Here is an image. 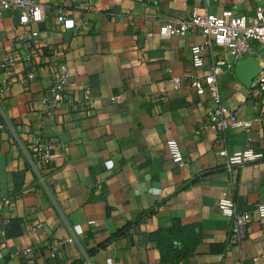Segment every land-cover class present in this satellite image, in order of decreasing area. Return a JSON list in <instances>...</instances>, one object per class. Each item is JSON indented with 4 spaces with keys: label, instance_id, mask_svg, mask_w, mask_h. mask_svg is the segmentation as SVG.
Segmentation results:
<instances>
[{
    "label": "crops",
    "instance_id": "1",
    "mask_svg": "<svg viewBox=\"0 0 264 264\" xmlns=\"http://www.w3.org/2000/svg\"><path fill=\"white\" fill-rule=\"evenodd\" d=\"M35 1L45 6L37 23L20 26L19 10L0 12V60L8 52L17 58L0 68V264H264V217L253 212L243 241L228 246L230 221L217 204L223 197L238 210L264 203V105L250 87L255 75L245 82L236 62L217 76L221 103L252 121L248 132L229 127L221 140L207 124L214 102L190 78L204 84L211 57L232 55L200 33L158 35L169 17L225 9L252 16L260 0ZM83 2L90 8L79 9ZM60 6L89 27L64 29ZM199 44L203 64L195 67L191 47ZM51 46L64 50L76 104H59L48 117L41 95L52 81ZM84 88L91 112L78 103ZM40 136L59 145L50 165L32 156ZM168 139L185 166L171 159ZM247 145L261 158L226 169L219 150ZM173 221L190 228L184 246L163 259L154 233Z\"/></svg>",
    "mask_w": 264,
    "mask_h": 264
},
{
    "label": "built area",
    "instance_id": "2",
    "mask_svg": "<svg viewBox=\"0 0 264 264\" xmlns=\"http://www.w3.org/2000/svg\"><path fill=\"white\" fill-rule=\"evenodd\" d=\"M79 9H89L90 3L78 4ZM7 9L19 10L18 24L26 26L37 23L45 18V6L35 0H0V12ZM57 22L64 29H87L89 20L81 19L79 22L69 16L64 7L60 6L56 15ZM187 33H200L209 47L219 46L226 49L232 55V61L211 57L208 63L209 73L204 76V84L198 77L190 78V86L193 90L203 95L207 93L214 102V107L208 112L207 124L213 128L223 140V133L229 127H240L249 131L252 121L238 118L234 112L221 103L219 84L217 76L222 67L232 69L234 64L240 60L254 58L258 64L251 90L257 93V101L264 105V0H260L252 16L236 13L232 9H225L220 15L206 13L201 16L196 10L186 18L169 17L158 27V35L162 38L171 36H183ZM25 34V33H24ZM32 37H36V30L30 31ZM20 37L22 38L23 35ZM203 45L191 47V61L195 67L203 64ZM64 50L57 46L47 48L46 59L48 67L52 72V81L41 95V102L47 107V116L51 117L53 109L59 104L66 103L73 107L76 101L71 95V75L64 58ZM27 58L30 60V56ZM14 53L8 52L0 60V68L8 69L16 62ZM33 78V73L27 74ZM25 79H20L24 83ZM173 87L177 89L180 84L179 77H173ZM117 97H113L116 99ZM78 103L86 107L88 111L94 108V98L88 88H84ZM2 125H0V128ZM248 139V138H247ZM166 146L171 159L178 167L186 165L187 161L178 148L174 139H168ZM59 147L54 141L45 137H37L32 145V156L37 164L50 165L54 161V150ZM219 155L224 158V167L232 171L234 167L243 166L261 158V154L254 152L250 146H245L239 151L229 153L225 147L219 150ZM3 203L9 205L10 199L3 198ZM218 208L221 213L229 218L230 225L227 231L226 244L240 245L246 236L247 227L253 219V212L258 217H264V203L257 202L252 209L238 210L233 199L220 198ZM7 224L5 221L4 226ZM5 228H3V233ZM28 251V250H27ZM26 252V251H25Z\"/></svg>",
    "mask_w": 264,
    "mask_h": 264
},
{
    "label": "trees",
    "instance_id": "3",
    "mask_svg": "<svg viewBox=\"0 0 264 264\" xmlns=\"http://www.w3.org/2000/svg\"><path fill=\"white\" fill-rule=\"evenodd\" d=\"M190 227L188 226H182L178 221H173V224L171 227L165 229V230H157L154 233V237L157 240L158 245L162 249V255L163 259L170 257L173 254L167 253L166 251H175L178 247V242H181V246H184V240L183 236H187V231ZM119 231V233H121ZM182 251V250H179ZM185 252V249L183 250Z\"/></svg>",
    "mask_w": 264,
    "mask_h": 264
},
{
    "label": "water",
    "instance_id": "4",
    "mask_svg": "<svg viewBox=\"0 0 264 264\" xmlns=\"http://www.w3.org/2000/svg\"><path fill=\"white\" fill-rule=\"evenodd\" d=\"M237 70L245 82H248L258 70V64L254 58H247L237 62Z\"/></svg>",
    "mask_w": 264,
    "mask_h": 264
}]
</instances>
